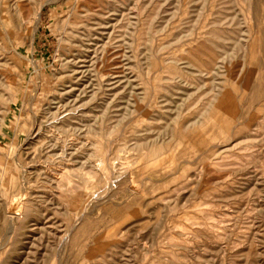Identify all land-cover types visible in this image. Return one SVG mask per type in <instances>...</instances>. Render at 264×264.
Instances as JSON below:
<instances>
[{"label": "rangeland", "instance_id": "rangeland-1", "mask_svg": "<svg viewBox=\"0 0 264 264\" xmlns=\"http://www.w3.org/2000/svg\"><path fill=\"white\" fill-rule=\"evenodd\" d=\"M0 264H264V0H0Z\"/></svg>", "mask_w": 264, "mask_h": 264}, {"label": "bare ground", "instance_id": "bare-ground-1", "mask_svg": "<svg viewBox=\"0 0 264 264\" xmlns=\"http://www.w3.org/2000/svg\"><path fill=\"white\" fill-rule=\"evenodd\" d=\"M38 11V10H37ZM39 15V14H38ZM37 16V15H36ZM40 18V17H39ZM14 46V45H13ZM73 58V57H72ZM79 57L78 56H76V57H74L73 59L74 60H77Z\"/></svg>", "mask_w": 264, "mask_h": 264}]
</instances>
